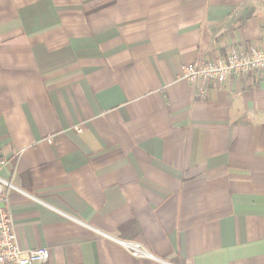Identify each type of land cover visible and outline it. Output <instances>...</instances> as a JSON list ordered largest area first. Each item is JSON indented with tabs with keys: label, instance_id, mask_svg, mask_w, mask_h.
Listing matches in <instances>:
<instances>
[{
	"label": "crops",
	"instance_id": "obj_1",
	"mask_svg": "<svg viewBox=\"0 0 264 264\" xmlns=\"http://www.w3.org/2000/svg\"><path fill=\"white\" fill-rule=\"evenodd\" d=\"M264 49L262 0H0V177L45 264H264V73L181 67ZM203 90V92H202Z\"/></svg>",
	"mask_w": 264,
	"mask_h": 264
},
{
	"label": "built area",
	"instance_id": "obj_2",
	"mask_svg": "<svg viewBox=\"0 0 264 264\" xmlns=\"http://www.w3.org/2000/svg\"><path fill=\"white\" fill-rule=\"evenodd\" d=\"M264 2V0H262ZM249 73H264V49L250 47L245 52L231 51L224 59L198 61L181 67V79L191 85L220 86L229 77H244ZM203 92V90H202ZM0 161V165H4ZM10 191H19L11 181L0 177V264H45L50 259V251L45 247L23 251L17 243L11 215L5 209ZM113 240L133 258L145 259L157 264H168L144 250L132 241H121L102 234Z\"/></svg>",
	"mask_w": 264,
	"mask_h": 264
}]
</instances>
